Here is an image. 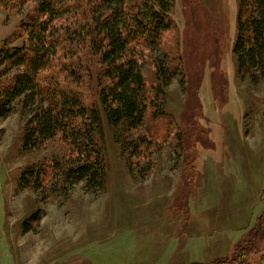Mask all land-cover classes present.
Returning <instances> with one entry per match:
<instances>
[{
    "label": "rangeland",
    "instance_id": "rangeland-1",
    "mask_svg": "<svg viewBox=\"0 0 264 264\" xmlns=\"http://www.w3.org/2000/svg\"><path fill=\"white\" fill-rule=\"evenodd\" d=\"M166 3L172 28L158 52L145 50L149 107L136 130L107 124L98 58L63 34L60 63L101 114L102 189L64 181L70 156L59 137L23 150L20 106L0 120V264H264V227L253 232L264 211V82L238 73L239 2ZM33 11L0 10V47ZM166 57L176 73L168 86L156 63ZM48 166L43 184L22 185L26 170Z\"/></svg>",
    "mask_w": 264,
    "mask_h": 264
},
{
    "label": "trees",
    "instance_id": "trees-1",
    "mask_svg": "<svg viewBox=\"0 0 264 264\" xmlns=\"http://www.w3.org/2000/svg\"><path fill=\"white\" fill-rule=\"evenodd\" d=\"M238 2L233 50L238 73L241 79L248 78L257 85L264 82V0ZM28 4H34L33 13L20 23L18 34L0 47V120L20 106L27 115L23 150L31 152L59 137L70 156L67 169L62 171L64 181L71 186L86 182L91 189L100 190L105 168L94 137L101 131L102 118L99 109L86 105L74 88L75 69L60 63L63 34L66 32L71 39L68 41L98 58L102 68L99 100L107 124L136 130L143 125L149 107L142 75L145 50L158 52L164 34L172 28L168 3L86 0L88 13L75 0H0V10L19 12ZM17 40H22L21 45L12 46ZM166 58V63L156 59L157 74L164 86L176 75ZM52 171L50 166L37 172L26 170L22 185L27 187L32 181L41 185ZM263 217L264 211L253 230L256 237L264 227ZM250 247L238 248L237 254Z\"/></svg>",
    "mask_w": 264,
    "mask_h": 264
}]
</instances>
